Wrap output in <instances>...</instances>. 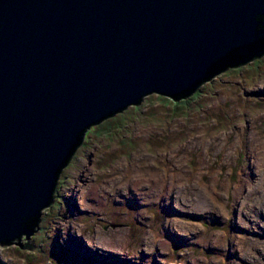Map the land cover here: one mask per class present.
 Returning <instances> with one entry per match:
<instances>
[{
  "label": "water",
  "instance_id": "95a60500",
  "mask_svg": "<svg viewBox=\"0 0 264 264\" xmlns=\"http://www.w3.org/2000/svg\"><path fill=\"white\" fill-rule=\"evenodd\" d=\"M263 55L264 0H0V246L34 249L92 127Z\"/></svg>",
  "mask_w": 264,
  "mask_h": 264
},
{
  "label": "rangeland",
  "instance_id": "374dc122",
  "mask_svg": "<svg viewBox=\"0 0 264 264\" xmlns=\"http://www.w3.org/2000/svg\"><path fill=\"white\" fill-rule=\"evenodd\" d=\"M262 84L264 55L188 98L152 94L92 127L59 179L60 204L43 210L34 249L0 246L3 264H264ZM136 178L158 187L149 196L136 192ZM110 182L97 207L91 192ZM199 188L206 209L197 207ZM99 234L113 242L116 259L73 249L93 245Z\"/></svg>",
  "mask_w": 264,
  "mask_h": 264
},
{
  "label": "bare ground",
  "instance_id": "6f19581e",
  "mask_svg": "<svg viewBox=\"0 0 264 264\" xmlns=\"http://www.w3.org/2000/svg\"><path fill=\"white\" fill-rule=\"evenodd\" d=\"M258 90L259 91L264 90V85L261 86L260 89H258ZM258 155L259 154H257V156ZM83 177L84 178H83V180H81V182L82 181L87 182V175L84 174ZM158 182H159L158 180L157 181L156 180L155 181H153V180L141 181V180H138L136 178L132 181L131 188L136 192H144L145 193L144 195L149 196V195L154 193L155 189H157ZM115 183L116 182H110L108 187H104V188H100V189H97L95 191H92L91 192L92 198L90 200L92 202H96L97 207H100L105 202V196H106V193L108 192L107 189H112L114 187ZM146 183H148V184L146 185ZM201 190L202 189H200V188L198 190H196V195L198 197L197 202H196L198 205L197 207H201L202 209H206L208 207V200L206 199L205 193ZM85 197H86V192L84 191L81 194L80 199L84 200ZM75 211L76 210L72 211L73 214H75ZM71 226H72L73 238H75L77 241H80L79 226L77 225L76 222L72 223ZM216 238L219 241H221L220 240L221 238L218 235L216 236ZM118 239L121 241L120 236H118ZM244 242H245L244 240H241L239 243V246H240V244L243 245ZM62 244H64V243H61V245ZM163 244L165 245V247L167 246L166 242H163ZM211 244L212 245L217 244V241L214 239V242H211ZM77 245L81 246V248L78 249L79 252H85L87 250H91L92 252H96L97 254L102 255L103 260L106 262L110 259H116L118 257V254L113 249V248H115V245H113V242L109 238L103 236V234H99L97 236L96 241L93 245L91 243L88 244V241H85L82 244H80V243L75 244L73 249H75ZM64 246L67 247V244L65 243ZM95 247H97V250H93V248H95ZM162 249H164L163 245H162ZM2 262L4 263L3 260H2Z\"/></svg>",
  "mask_w": 264,
  "mask_h": 264
},
{
  "label": "trees",
  "instance_id": "16d2710c",
  "mask_svg": "<svg viewBox=\"0 0 264 264\" xmlns=\"http://www.w3.org/2000/svg\"><path fill=\"white\" fill-rule=\"evenodd\" d=\"M255 59H260V58H255ZM211 80H212V79H211ZM201 86H202V85H201ZM201 86H200V87H201ZM200 87L197 89V91H199ZM197 91H196V92H197ZM196 92H195V93H196ZM187 98H188V97H187ZM183 99H185V98H183ZM123 113H124V112H123ZM123 113H122V114H123ZM120 114H121V113H120ZM110 118H114V116H113V117H110ZM235 169H237V168H235ZM58 197H59L58 195L55 197V202H54V203H56V205H57V204H60V198H58ZM54 203H53V204H54ZM46 213H48V212H46ZM40 218H41V217H40ZM40 220H41V219H39L38 227H36L37 232L39 231L38 229H39V227H40V224H39V223H40ZM49 243H50V244H53V239H52V240L49 239ZM60 260H62V259H60ZM65 262H66L67 264H72V263L70 262V260L67 259V258L65 259Z\"/></svg>",
  "mask_w": 264,
  "mask_h": 264
},
{
  "label": "built area",
  "instance_id": "2783aa9c",
  "mask_svg": "<svg viewBox=\"0 0 264 264\" xmlns=\"http://www.w3.org/2000/svg\"><path fill=\"white\" fill-rule=\"evenodd\" d=\"M0 264H3L2 259H0Z\"/></svg>",
  "mask_w": 264,
  "mask_h": 264
}]
</instances>
